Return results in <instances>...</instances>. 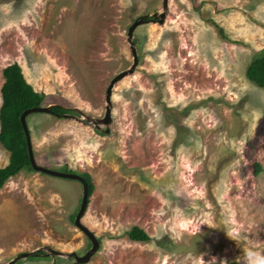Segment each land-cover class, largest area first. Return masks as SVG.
<instances>
[{"label":"rangeland","instance_id":"374dc122","mask_svg":"<svg viewBox=\"0 0 264 264\" xmlns=\"http://www.w3.org/2000/svg\"><path fill=\"white\" fill-rule=\"evenodd\" d=\"M161 2L0 0V88L17 62L44 105L102 117L109 81L132 63L129 25ZM133 39L138 64L113 86L108 132L28 118L39 165L90 175L81 222L98 249L85 263L40 250L47 258L21 264H246L248 250L264 253V89L245 76L264 49V0H168L163 22L137 26ZM8 155L0 144V167ZM81 195L76 180L10 177L0 264L42 247L84 254L89 240L72 218ZM132 226L149 240L130 241Z\"/></svg>","mask_w":264,"mask_h":264},{"label":"trees","instance_id":"16d2710c","mask_svg":"<svg viewBox=\"0 0 264 264\" xmlns=\"http://www.w3.org/2000/svg\"><path fill=\"white\" fill-rule=\"evenodd\" d=\"M219 32L224 36L223 30ZM136 44V41L133 39ZM4 81L0 88L1 105H0V144L9 153L8 161L0 167V188L12 176L20 171H33L27 152L26 139L23 128L20 123L21 113L31 107L42 106L45 104L48 95L34 90L32 85L25 79L22 69L17 62H12L2 69ZM246 78L256 86L264 89V49L256 52L248 62L245 68ZM51 111L59 117L60 114H74L71 108H65L61 105H53ZM31 115V114H29ZM29 115L26 117L28 124ZM105 131V130H104ZM104 131H100L103 133ZM260 169L256 164V171ZM60 171L73 172L66 166H62ZM87 184L88 199L93 193L94 184L90 175L86 172L79 173ZM76 215V214H75ZM75 215L72 217L74 219ZM126 237L132 242H144L149 240V235L142 228L132 226L127 232ZM91 244L88 242V247ZM36 255L26 257L28 259H44L47 257ZM14 264H21V259Z\"/></svg>","mask_w":264,"mask_h":264},{"label":"water","instance_id":"95a60500","mask_svg":"<svg viewBox=\"0 0 264 264\" xmlns=\"http://www.w3.org/2000/svg\"><path fill=\"white\" fill-rule=\"evenodd\" d=\"M167 3H168V0H162L160 12L155 11L152 14L140 15L137 18H135L133 20V22L129 25V27L127 29V34H126L127 35L126 41L129 45V49L131 52L132 63L128 68H126V69L118 72L117 74H115L111 78V80L109 81L107 88H106V92H105V112H104V115L100 118H96V117H92L88 114H85L84 112H82L78 108H71L79 116L74 115V114H60V115H58L59 117L70 118V119H73L75 121H78V122H81L84 124H89L96 129H100L101 126H104L105 127L104 130L106 132H108L107 127L111 121V109H112L111 96H112L113 86L115 83L120 81L125 76L132 74L134 72L135 67L138 64V54H137V50H136V45L133 42L134 30L136 29L137 26L144 24V23H148V22H157V23L161 24L164 20V17H165L166 11H167ZM52 106H53V104L31 107V108L24 110L20 115L19 119H20L21 126L23 128L25 139H26L28 158H29L31 167L34 171H38V172H41V173H44L47 175H51L54 177L76 180L81 184V187H82L81 201H80V205H79L78 211L74 217L73 222H74L75 226L88 238L91 246L82 255H77L74 252L63 253V252H60L58 250L52 249L50 247H42V248H38L35 251L19 253L3 264H14L19 259L36 255L37 251H40V250H45L46 251L45 255L65 256L67 258L72 256L76 263H85L96 252V250L98 249V246H99V241H98L97 237L95 236V234L81 222V218H82V216L86 210L87 204H88L87 184H86L84 178L78 173L63 172V171L54 170V169H50V168L41 166L36 162V160L34 158L32 146H31L30 131H29V127H28V124L26 121V117L29 114H33V113H47V114H51V115H53V114L57 115L51 111Z\"/></svg>","mask_w":264,"mask_h":264},{"label":"clouds","instance_id":"9594fccd","mask_svg":"<svg viewBox=\"0 0 264 264\" xmlns=\"http://www.w3.org/2000/svg\"><path fill=\"white\" fill-rule=\"evenodd\" d=\"M246 264H264V253L248 250L246 252Z\"/></svg>","mask_w":264,"mask_h":264}]
</instances>
